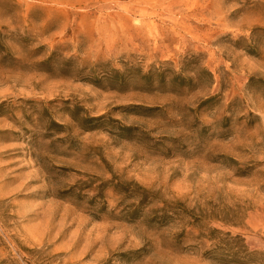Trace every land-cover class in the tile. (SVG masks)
<instances>
[{"label": "rangeland", "instance_id": "obj_1", "mask_svg": "<svg viewBox=\"0 0 264 264\" xmlns=\"http://www.w3.org/2000/svg\"><path fill=\"white\" fill-rule=\"evenodd\" d=\"M0 264H264V0H0Z\"/></svg>", "mask_w": 264, "mask_h": 264}]
</instances>
